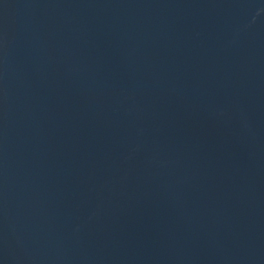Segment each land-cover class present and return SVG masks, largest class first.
<instances>
[{
    "label": "water",
    "instance_id": "obj_1",
    "mask_svg": "<svg viewBox=\"0 0 264 264\" xmlns=\"http://www.w3.org/2000/svg\"><path fill=\"white\" fill-rule=\"evenodd\" d=\"M0 264H264V0H0Z\"/></svg>",
    "mask_w": 264,
    "mask_h": 264
}]
</instances>
